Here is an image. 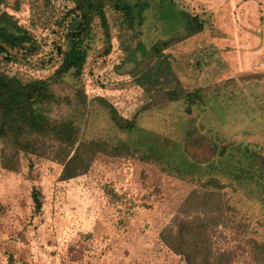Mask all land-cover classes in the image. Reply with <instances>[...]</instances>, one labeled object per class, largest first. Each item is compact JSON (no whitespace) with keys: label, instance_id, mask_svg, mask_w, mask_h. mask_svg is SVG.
I'll use <instances>...</instances> for the list:
<instances>
[{"label":"rangeland","instance_id":"obj_1","mask_svg":"<svg viewBox=\"0 0 264 264\" xmlns=\"http://www.w3.org/2000/svg\"><path fill=\"white\" fill-rule=\"evenodd\" d=\"M145 1L140 23L104 7V21L95 16L83 33L79 72L57 75L76 26L72 0H0L26 38L5 43L0 70L47 79L50 120L69 119L80 141L102 144L89 168L67 179L59 163L33 155L21 156L15 171L0 166V264H186L159 233L196 180L208 178L228 183L230 204L264 237V201L235 183L255 180L244 178L246 169L257 172L264 158V0ZM161 1L197 16L202 29L170 28L159 18ZM157 39L169 40L162 53L175 76L141 84ZM180 87L202 88V98L170 99L168 90ZM110 109L132 128L117 127ZM188 131L225 153L196 163L184 151ZM213 240L234 252V264H250L225 230Z\"/></svg>","mask_w":264,"mask_h":264},{"label":"trees","instance_id":"obj_2","mask_svg":"<svg viewBox=\"0 0 264 264\" xmlns=\"http://www.w3.org/2000/svg\"><path fill=\"white\" fill-rule=\"evenodd\" d=\"M71 13L76 17L74 32L69 34L70 41L61 52L62 58L55 72L57 75L69 70L79 72L84 61L80 47L83 33L95 16L104 21V7L109 6L121 11L130 23L143 19L145 0H72ZM159 18L170 27L181 26L186 35L202 29V20L189 12L175 8L172 2L158 4ZM15 20L5 11H0V53L5 52V43L24 41ZM24 35V32H23ZM169 40L157 39L147 51L152 59L140 71L138 82L149 83L174 77L170 63L162 53ZM146 52V51H145ZM177 79V78H176ZM178 82V81H177ZM202 88L178 91L168 90L169 98L182 94L190 102L202 98ZM54 101L48 80L35 78L24 80L15 74L0 70V166L15 171L23 155H33L55 161L61 165L60 179L75 177L84 173L90 166L95 154L102 151V144L95 140L80 141L78 129L73 121H53L47 115L48 106ZM111 118L119 128L131 129L133 125L123 120L113 109ZM226 146L218 148L202 134L188 131L184 151L198 164H206L215 155H223ZM244 151L254 155L255 149L244 146ZM256 171L246 169L244 178L255 180H235L244 191L254 189L257 197L264 201V158L259 156ZM192 188L178 205L170 222L159 233L161 241L175 254L180 255L186 264H234L232 250L214 246V234L220 229L238 245L243 246L250 264H264V237H258L248 230V223L237 213L222 190L227 184L215 178L196 180ZM248 193V192H247ZM35 208L39 209L37 194L32 193Z\"/></svg>","mask_w":264,"mask_h":264}]
</instances>
